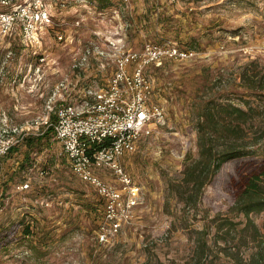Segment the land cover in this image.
I'll return each mask as SVG.
<instances>
[{
    "label": "rangeland",
    "instance_id": "1",
    "mask_svg": "<svg viewBox=\"0 0 264 264\" xmlns=\"http://www.w3.org/2000/svg\"><path fill=\"white\" fill-rule=\"evenodd\" d=\"M29 2L0 0V11ZM44 3L52 21L38 43L26 41L20 25L0 34V117L21 131L0 163V264H254L264 250V211L245 215L232 207L260 159L226 162L196 202L187 203L188 188L177 185L198 158L201 104L252 106L246 140L264 130V0ZM110 40L138 54L151 86L147 106L164 111L122 158L140 198L116 232L104 217V199L72 172L54 126L43 123L64 77L80 73L84 85L107 84L114 59L104 56L102 67L94 52ZM87 48L88 63L73 68ZM173 49L185 55H171ZM12 72L23 75L7 80ZM100 174L116 182L111 171Z\"/></svg>",
    "mask_w": 264,
    "mask_h": 264
},
{
    "label": "built area",
    "instance_id": "2",
    "mask_svg": "<svg viewBox=\"0 0 264 264\" xmlns=\"http://www.w3.org/2000/svg\"><path fill=\"white\" fill-rule=\"evenodd\" d=\"M51 21L52 13L44 0H31L0 11V34L8 35L15 25H20L23 38L30 43H38L39 33ZM59 37L62 38L61 35ZM103 45L105 48L96 45L94 52L102 57L100 60L97 55L101 66L106 65L104 56L113 58L115 63L107 84L98 88L84 85L80 73L75 74L73 70L74 76L64 77L56 84L47 102L48 115L43 123L54 126L55 138L72 172L94 187L104 199V217L110 229L116 232L122 222L131 218L140 198V186L124 168L122 158L136 150L140 138L153 130V124L163 120L164 111L160 105L147 106L151 86L142 73L138 54L124 50L123 45L113 40ZM90 52V48L83 50V54L74 59L73 68L85 66ZM154 52L158 58L161 51ZM176 54L185 55L173 49L171 55ZM39 60L42 62L46 58ZM147 62L145 60L144 63ZM8 127V119L0 117V163L20 140L18 127ZM104 170L115 175V183L102 177L100 173ZM28 187V182L20 186L21 189ZM101 229V239H106L107 228L102 226Z\"/></svg>",
    "mask_w": 264,
    "mask_h": 264
},
{
    "label": "trees",
    "instance_id": "3",
    "mask_svg": "<svg viewBox=\"0 0 264 264\" xmlns=\"http://www.w3.org/2000/svg\"><path fill=\"white\" fill-rule=\"evenodd\" d=\"M103 5L108 0H101ZM253 82L250 77L249 83ZM260 81H255L259 83ZM255 87V85H251ZM197 149L198 158L186 165L184 177L178 187L184 188L185 201L191 202L193 196H202L204 187L220 172L222 166L233 159L254 157L260 159L256 170L247 175L241 184L232 210L249 215L264 211V130L253 136L246 133V124L253 119V107L244 109L234 104L214 106L203 103L198 108ZM55 118V117H54ZM52 129V128H51ZM32 138V137H31ZM251 138V139H250ZM249 141V142H248ZM31 139H27V143ZM15 145L10 149L13 150ZM9 151V152H10ZM191 190V191H190ZM194 197V202L197 198ZM254 264H264V250Z\"/></svg>",
    "mask_w": 264,
    "mask_h": 264
},
{
    "label": "crops",
    "instance_id": "4",
    "mask_svg": "<svg viewBox=\"0 0 264 264\" xmlns=\"http://www.w3.org/2000/svg\"><path fill=\"white\" fill-rule=\"evenodd\" d=\"M37 65H39L38 64V61H37ZM23 74H19V73H15V72H12V73H7V74H5V78L7 79V80H16V79H18V77L20 76V78H21V76H22ZM68 161V160H67ZM69 163V162H68ZM70 165V164H69ZM71 168V167H70ZM44 172L45 171H41L40 173L41 174H44ZM46 173V172H45Z\"/></svg>",
    "mask_w": 264,
    "mask_h": 264
}]
</instances>
